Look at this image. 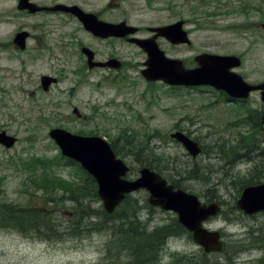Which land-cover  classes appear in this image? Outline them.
I'll use <instances>...</instances> for the list:
<instances>
[{"label": "rangeland", "instance_id": "obj_1", "mask_svg": "<svg viewBox=\"0 0 264 264\" xmlns=\"http://www.w3.org/2000/svg\"><path fill=\"white\" fill-rule=\"evenodd\" d=\"M18 1L0 0V131L17 138L11 149L0 145V264H133L127 221L150 232L177 219L152 207L146 190L129 195L111 217L98 195L71 196L75 187L89 186V175L62 155L49 135L57 128L104 138L133 169L131 179L149 166L202 202L222 205L204 224L221 233L220 253H206L183 232L167 240L157 264H260L264 212L247 215L237 206L256 167L264 172L260 94L232 103L210 87L147 82L141 74L147 55L139 47L116 38L95 41L71 19L20 12ZM32 1L77 4L103 21L140 28V38L149 37V27L185 20L190 46L158 39L168 57L195 68L198 55H234L242 64L235 72L249 83L264 82V0ZM22 30L31 34L25 51L13 45ZM78 40L103 62L116 58L124 66L90 73ZM44 75L58 79L48 92L41 87ZM175 132L198 142L201 155L191 157L172 139ZM10 212L24 215V231L3 226Z\"/></svg>", "mask_w": 264, "mask_h": 264}, {"label": "water", "instance_id": "obj_2", "mask_svg": "<svg viewBox=\"0 0 264 264\" xmlns=\"http://www.w3.org/2000/svg\"><path fill=\"white\" fill-rule=\"evenodd\" d=\"M18 9L27 10L31 14L42 11H64L76 15L85 28L97 37L127 38L138 32L137 28L129 26L126 22L112 24L99 21L95 14H87L78 6L56 5L54 7H41L31 0H20ZM184 21L176 24L150 28L156 33L150 39L128 38L130 43L139 46L146 54V69L142 75L148 81H163L172 86H213L226 92L232 98L247 99L251 92L260 91L264 102V83L252 85L247 83L240 75L232 72L233 68L241 66V59L235 56H219L203 54L195 58L198 67L186 69L181 60L167 58L156 40L163 37L173 45H191L187 31L183 29ZM264 29V24L262 25ZM30 34L27 31L19 32L14 37V44L25 50ZM88 57L90 68L95 66L119 69L121 63L112 59L104 63H93L94 53L83 49ZM57 80L49 76L41 79L44 91ZM50 137L60 147L64 156L79 162L84 170L94 177L98 184V195L104 204L107 213L112 214L127 194L147 189L150 193L149 203L165 211H172L178 216L179 223L192 234L196 244L206 253H219L223 249V240L218 231H211L204 227V223L220 214L222 207L216 203L204 204L197 195L182 189H176L168 184L161 175L145 167L140 170V178L134 181L124 177L129 167L118 159L110 145L100 137H83L69 133L63 129H54ZM172 138L181 142L188 152L197 157L201 153L199 144L185 134L178 132ZM17 139L5 131H0V144L8 149L15 146ZM239 209L247 215L264 211V183L245 187L237 202Z\"/></svg>", "mask_w": 264, "mask_h": 264}, {"label": "trees", "instance_id": "obj_3", "mask_svg": "<svg viewBox=\"0 0 264 264\" xmlns=\"http://www.w3.org/2000/svg\"><path fill=\"white\" fill-rule=\"evenodd\" d=\"M231 150H234V147H231ZM153 169V168H152ZM88 176V174H86ZM257 177L261 179L264 177V172H261L258 167L252 173V178L248 181L250 184H255L253 178ZM170 180V179H169ZM45 181H43V184ZM177 188H180L178 181L172 182ZM88 187L81 185L80 188L75 187L72 191L71 196H82L88 197L91 194L97 196V185L93 178L89 176L88 179ZM61 183L59 184L58 188H61ZM64 188V187H63ZM46 191H48L47 185L43 187ZM75 194V195H74ZM127 200V199H126ZM5 223L3 222L4 227H16L19 230L25 229L24 224L26 219L24 215L17 214L16 212H10L6 214ZM28 216V215H26ZM111 217V215H107ZM128 222V229L132 230L133 233L129 235V246L134 251V263L133 264H157L156 255L159 253L163 247L165 246L168 239L175 237L181 233H186L187 231L185 228L178 222V219L173 220L169 225L162 226L160 228H156L153 231L147 232L146 228L141 224V222L134 220V221H127ZM33 223L35 224L36 221L34 220ZM260 264H264V257L259 261Z\"/></svg>", "mask_w": 264, "mask_h": 264}, {"label": "flooded vegetation", "instance_id": "obj_4", "mask_svg": "<svg viewBox=\"0 0 264 264\" xmlns=\"http://www.w3.org/2000/svg\"><path fill=\"white\" fill-rule=\"evenodd\" d=\"M56 4H59V3H56ZM72 5H77V4H72ZM53 6V5H52ZM79 6V5H78ZM83 11H85V12H87V13H95V15L97 16V18L99 19V20H101V21H103V18H102V14L101 13H99V12H93V11H91V10H89V9H84V8H82L81 6H79ZM45 14H51V15H56V16H58V17H64V18H66V19H71V20H73V22H74V24L75 25H77L78 26V29L82 32H84L88 37H91V38H93L95 41L96 40H99V41H101V42H103V39H99L98 37H95V36H93L90 32H88V31H86L85 30V28H84V26H83V24L81 23V21L79 20V18L78 17H76L75 15H73V14H71V13H66V12H63V11H58V12H49V13H46V12H44ZM82 29V30H81ZM140 32H141V30H139ZM139 32V33H140ZM149 36L151 37L152 36V34H149ZM74 41V40H73ZM82 41H79L78 40V42L76 43V48L78 49V51L80 52V54H81V56H82V58L84 59V61H83V65H84V67H86L87 69H88V71L90 72V73H93V72H96L97 70H103V67H98V66H96L95 68H93V69H90V67H89V64H88V58H87V56L83 53V49L84 48H88V49H91L90 47H87V46H85L84 44H82L81 43ZM92 50V49H91ZM93 51V50H92ZM94 52V60H93V63H103V57L102 56H100V54L98 53V52H96V51H93ZM109 59H115V58H109ZM108 59V60H109ZM118 60V59H117ZM107 61V60H106ZM122 66H124V63H122ZM108 70H110V68L108 67L107 68ZM58 80V79H57ZM58 83V82H57Z\"/></svg>", "mask_w": 264, "mask_h": 264}]
</instances>
